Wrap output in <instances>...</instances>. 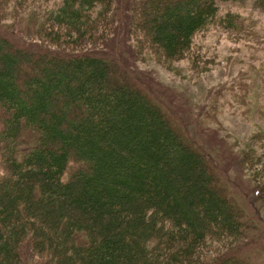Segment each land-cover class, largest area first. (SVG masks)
<instances>
[{
  "label": "trees",
  "instance_id": "1",
  "mask_svg": "<svg viewBox=\"0 0 264 264\" xmlns=\"http://www.w3.org/2000/svg\"><path fill=\"white\" fill-rule=\"evenodd\" d=\"M52 1L29 42L56 50L0 32V264H234L229 248L197 256L211 231L247 236L203 153L104 55L76 50L114 31L113 0ZM242 1L140 0L135 26L166 61L181 60L211 24L245 31L238 15L219 12ZM251 1L264 12V0ZM9 5L0 0V29L16 16L13 4L2 12ZM7 25L28 35L20 21Z\"/></svg>",
  "mask_w": 264,
  "mask_h": 264
},
{
  "label": "rangeland",
  "instance_id": "2",
  "mask_svg": "<svg viewBox=\"0 0 264 264\" xmlns=\"http://www.w3.org/2000/svg\"><path fill=\"white\" fill-rule=\"evenodd\" d=\"M130 1L113 0L112 9L118 14L111 17L114 31L77 52L104 55L128 83L158 104L173 129L203 153L222 198L243 214L246 238L232 241L211 231L197 249L198 259L206 261L229 248L240 257L232 258L234 264H264V12L254 8L251 0L221 4L219 12L238 15L245 31L234 33L211 24L193 36L183 59L168 62L150 44L146 32L136 28L142 17L140 0L132 3V8ZM42 2L10 0L16 16L5 17L1 35L34 51H42L41 47L56 50L34 35L29 42L42 15L54 6L52 0ZM10 5L2 6V12L9 11ZM97 8L93 15L99 22L103 11ZM128 18L131 26L126 29ZM13 21L22 22L28 35L12 37L7 24ZM137 42L140 53L135 57Z\"/></svg>",
  "mask_w": 264,
  "mask_h": 264
}]
</instances>
